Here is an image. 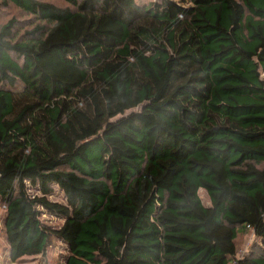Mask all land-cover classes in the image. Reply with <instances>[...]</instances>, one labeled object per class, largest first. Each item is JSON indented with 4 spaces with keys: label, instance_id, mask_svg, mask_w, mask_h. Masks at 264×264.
Returning <instances> with one entry per match:
<instances>
[{
    "label": "trees",
    "instance_id": "16d2710c",
    "mask_svg": "<svg viewBox=\"0 0 264 264\" xmlns=\"http://www.w3.org/2000/svg\"><path fill=\"white\" fill-rule=\"evenodd\" d=\"M190 2L0 0L11 260L264 264V0Z\"/></svg>",
    "mask_w": 264,
    "mask_h": 264
},
{
    "label": "rangeland",
    "instance_id": "374dc122",
    "mask_svg": "<svg viewBox=\"0 0 264 264\" xmlns=\"http://www.w3.org/2000/svg\"><path fill=\"white\" fill-rule=\"evenodd\" d=\"M175 4L179 5L182 8H189L192 6L190 0H170ZM11 14L18 15V11L14 8L10 9ZM21 18H26V15H21ZM200 194L203 198L207 199V195L204 191H200ZM52 199L55 200H63V196L60 191L56 190ZM5 208L0 202V264H58L63 259V255L66 254L67 250L64 246H62L60 240L56 239L54 244V249L50 250L48 253V257H42L41 255H25L17 260H11L8 256L9 245L6 240L5 230L3 228V217L5 213ZM50 223L54 225H60L62 220L58 218H54L51 216H45ZM255 240V235L252 230H243L239 234L238 241V257H243L248 254L251 249V246ZM232 264V261L229 262Z\"/></svg>",
    "mask_w": 264,
    "mask_h": 264
}]
</instances>
